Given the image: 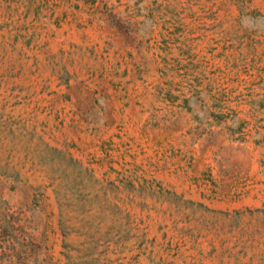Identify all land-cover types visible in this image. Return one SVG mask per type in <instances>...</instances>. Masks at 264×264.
I'll return each instance as SVG.
<instances>
[{
  "label": "rangeland",
  "instance_id": "374dc122",
  "mask_svg": "<svg viewBox=\"0 0 264 264\" xmlns=\"http://www.w3.org/2000/svg\"><path fill=\"white\" fill-rule=\"evenodd\" d=\"M0 264H264V0H0Z\"/></svg>",
  "mask_w": 264,
  "mask_h": 264
}]
</instances>
